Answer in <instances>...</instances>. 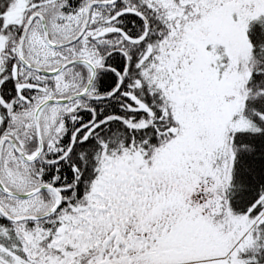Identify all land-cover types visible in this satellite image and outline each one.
<instances>
[{
    "label": "snow or ice",
    "instance_id": "6c2138e0",
    "mask_svg": "<svg viewBox=\"0 0 264 264\" xmlns=\"http://www.w3.org/2000/svg\"><path fill=\"white\" fill-rule=\"evenodd\" d=\"M0 264H264V0H0Z\"/></svg>",
    "mask_w": 264,
    "mask_h": 264
}]
</instances>
